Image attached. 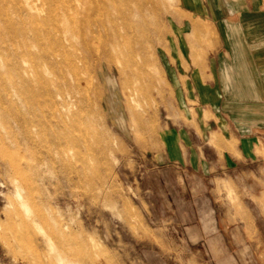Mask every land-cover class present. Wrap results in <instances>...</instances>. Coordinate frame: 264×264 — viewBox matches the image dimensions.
<instances>
[{"label":"rangeland","instance_id":"1","mask_svg":"<svg viewBox=\"0 0 264 264\" xmlns=\"http://www.w3.org/2000/svg\"><path fill=\"white\" fill-rule=\"evenodd\" d=\"M173 1L171 9L180 19L161 10L151 63L145 65L144 55L137 54L149 75L147 83L131 84L141 107L131 104L118 74L112 89L104 81L95 85L91 97L99 124L83 130L93 144L86 166L61 153L49 129L59 126L45 108L47 93L55 96L69 86L46 89L38 81L21 85L13 80L28 69L16 53L28 47L40 54L48 46V29L37 38L27 15L13 16L11 25L0 22V54L10 61L0 68V264H264L262 173L257 168L247 175L216 171L231 160L210 154L216 136L204 141L194 127L196 119H209L204 114L209 109L231 124L254 127L255 119H264V91L258 104L257 90L243 83L258 81L261 87L264 81L259 72L264 67V0ZM226 2L233 9L227 10ZM194 22L209 24L212 36L196 38ZM257 26L261 29L248 31ZM245 49L249 62L240 68L239 53ZM210 59L217 61L211 74L190 70ZM99 73L103 80L106 60L89 74ZM194 77L220 83L230 105H199L197 92L186 89ZM146 84L150 97L142 89ZM27 98L41 108L31 113ZM11 103L22 105L26 118L46 125L42 133L33 129L42 135L24 137ZM99 134L104 138L90 136ZM80 152L86 153L85 147ZM12 160L20 163L19 170ZM61 225L74 229V243L62 246L55 238ZM71 245L78 252L69 251Z\"/></svg>","mask_w":264,"mask_h":264},{"label":"bare ground","instance_id":"2","mask_svg":"<svg viewBox=\"0 0 264 264\" xmlns=\"http://www.w3.org/2000/svg\"><path fill=\"white\" fill-rule=\"evenodd\" d=\"M38 2H41L40 5ZM148 3L149 1L144 0H0V22L11 25L13 16L22 18L27 15L37 38L40 37L42 29H48V46L43 47L40 54L33 55L28 47H24L21 53H16L17 60L25 66L28 64V69L24 70L26 75L16 76L13 80L21 85L38 81L46 89L53 85H56V89L59 85L69 86L68 91L57 89L55 96L47 93L49 103L45 108L59 126L56 129L50 126L49 129L56 135L59 151L65 155L69 153L72 158L78 157L85 166L93 144L88 139L89 135L84 138L83 133L88 124L91 128L99 124L91 97L95 85L98 86L104 81L112 89L114 74H118V83L127 89L131 104L136 108L141 107L136 97L137 88L131 84L137 83V80L148 82L149 75L142 64L144 62L148 65L152 61L153 39L161 34L158 25L161 10L164 8L165 11H170L173 19H180L177 11L171 9L173 0H167L164 5H160L158 0ZM144 5L146 8H143ZM44 15L46 16L43 17ZM136 16L137 20L134 19ZM208 25L203 22L191 23L193 35L198 39L212 36L213 31ZM260 29L257 26L255 29L248 28V31L253 33ZM137 45L140 47L139 51ZM140 53L144 55L141 63L137 61V54ZM248 55L247 49L239 53L240 68H244L249 62ZM16 57L14 55V59ZM7 60L8 58L0 54V68L5 69L8 66L10 61ZM101 60L107 61L108 70V73L103 74V80L100 73L94 77L89 74L92 66ZM40 69H44L45 74ZM2 80L0 75V83ZM142 89L151 96L148 84L143 85ZM99 103L103 106L102 97ZM25 105L31 113L41 108L28 98ZM21 107L23 108L22 105ZM21 107L17 103H11L13 119L21 121L18 129L24 137L33 140V137L42 135L40 133L46 129V125L26 118L20 111ZM38 128L40 133L33 132V129ZM10 129L14 130L12 127ZM90 136L104 138L101 134ZM81 147H85L86 153L80 152ZM11 166L15 170L20 169L17 160H12ZM73 232L74 229L69 225H61L54 234L60 244L65 246V241L74 243ZM69 251L78 252V249L71 245ZM60 253L62 252L58 251L53 255L55 259L60 258Z\"/></svg>","mask_w":264,"mask_h":264},{"label":"crops","instance_id":"3","mask_svg":"<svg viewBox=\"0 0 264 264\" xmlns=\"http://www.w3.org/2000/svg\"><path fill=\"white\" fill-rule=\"evenodd\" d=\"M226 4L227 5L224 6L227 10L233 9L227 2ZM262 53H264V50H262ZM189 56L193 55L189 54ZM213 60L210 59L205 62L200 61L199 66H192L190 70H192V73H198L200 75L211 74L212 72H214V67L217 66V61ZM251 70H253V68H251ZM259 72H261V74L263 75L264 80V67L259 68ZM233 73H239V71L235 70L233 71ZM242 73L245 72L242 71ZM252 73H255V71ZM243 83L246 84L247 87L249 86L251 90H257L256 94L258 98V104H262L261 100L263 99V97L261 96H263L264 81L261 87L259 86L258 81H245ZM186 89L197 92V101L201 106H210L216 108L230 105V96L227 95L225 89L221 86L220 83L214 82L211 84H206L205 82H201L200 80L196 81L194 77L191 86L187 87ZM189 97L192 98V96H190V93ZM188 102H190V98L188 99ZM204 114H207L209 119H206L205 116L203 118L201 117L196 119V126L194 127L197 132L202 135L201 139H203L204 141H206V139H208L209 141L212 137L216 136V140L218 143L217 145H212V149H210L208 152L210 154L215 153L217 157H221L229 161L231 160L230 164L226 166H217L215 170L220 171L221 173H223V175H226L227 172L232 174L242 173L247 175L253 173V171L250 169L257 168L263 175L262 184L264 186V131L261 130V132L263 133L258 132V128L264 129V125L259 124V122L264 124V119H255L253 124H255L254 127L256 129H254V127H249L247 125L248 123L239 122L237 125L233 122V124H231L223 119L224 115L218 111H215V113H213L212 110L209 109L208 111H205ZM252 129H254L253 133H247V131H251ZM207 136L209 138H207Z\"/></svg>","mask_w":264,"mask_h":264}]
</instances>
